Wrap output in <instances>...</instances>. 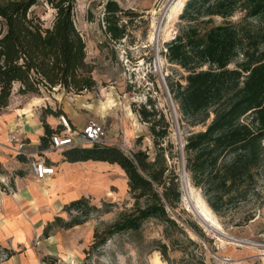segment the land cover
Listing matches in <instances>:
<instances>
[{"label": "trees", "instance_id": "16d2710c", "mask_svg": "<svg viewBox=\"0 0 264 264\" xmlns=\"http://www.w3.org/2000/svg\"><path fill=\"white\" fill-rule=\"evenodd\" d=\"M41 3L54 10L50 24L35 10ZM76 3L0 0V115L16 88L22 95L61 89L80 95L97 87L95 67L87 60V41L76 24ZM238 11L243 17L233 22L230 18ZM143 16L118 0H106L101 29L108 40L134 43L137 36L133 32L137 22L144 21ZM216 17L223 21L217 23ZM87 19L96 20L91 7ZM178 26L177 35L165 44L164 55L187 75L184 82L171 83L169 90L183 120L191 126H205L186 137V168L211 208L220 213L223 203L232 202L250 188L264 164V0H187ZM132 107L149 124L156 147L153 159L145 151L129 155L108 144L69 147L63 152L70 162L97 160L120 165L134 199L133 206L104 230H94V240L85 250L87 258L112 235L138 231L150 218L159 219L167 232L172 228L198 245L169 211L177 208L183 197L179 173L168 161L163 145L171 132V121L152 96ZM62 112L49 107L43 116ZM44 127L42 146H47L54 129L45 120ZM99 209L90 204L89 197L72 200L63 208L69 217L57 215L46 225L44 236H51L58 228L83 224ZM190 226L207 238L197 223ZM174 242V247L188 254L178 239ZM157 244L162 257L171 261L170 245ZM199 263L208 264L204 259Z\"/></svg>", "mask_w": 264, "mask_h": 264}, {"label": "rangeland", "instance_id": "374dc122", "mask_svg": "<svg viewBox=\"0 0 264 264\" xmlns=\"http://www.w3.org/2000/svg\"><path fill=\"white\" fill-rule=\"evenodd\" d=\"M118 1L125 8H135L144 13V21L137 22L138 27L133 32L137 36L135 42L130 43L129 39L120 43L108 40L100 24L106 0H77L76 24L87 41V60L95 67L94 76L98 85L94 90L80 94L81 96L65 89L43 91L41 96L61 101L73 111L75 118L82 119L84 123H104L108 130V145L119 146L129 155L142 150L153 159L156 147L149 124L142 121L132 107L133 103L139 106L152 96L171 121V132L163 140V145L167 149L168 161L179 173L183 193L181 204L175 209L169 208V211L186 228L188 237L198 245L172 228L167 232L159 219L150 218L138 231L112 235L98 249L92 250L87 258L84 249L90 248L94 230H104L123 210L133 206L134 199L129 191L128 178L119 167L107 171L111 180L105 193L89 197L90 204L100 209L93 211L85 223L72 229H58L54 232V237L44 238L43 231L40 232L38 228L48 221H39L35 216L30 221L31 224H28L23 244H13L12 238L0 243V264H40L45 260L59 262L58 264H200L201 259L208 264H264V164L250 188L232 202L223 203L220 213L211 208L202 190L193 184L186 168V137L190 131L202 130L205 126L189 125L183 120L174 100V105L172 104L169 86L179 80L184 82L187 72L179 65L169 62L164 55L166 42L178 33L179 15L184 7L179 14L169 18L177 0ZM89 7L96 16L93 22L87 19ZM35 10L47 24L51 23L54 18L53 9L41 3ZM242 17L243 12L238 11L230 20L238 22ZM215 19L217 23L223 21L222 17ZM20 95L16 93V97ZM130 129L133 130L132 133ZM19 171L22 170L8 173L9 187L4 186L0 180V226L4 222L2 215L5 216L3 203L6 195L11 198L16 196L17 189L13 179ZM183 173L185 179L181 177ZM186 180L187 186L192 187L189 188L188 195L184 185ZM196 204L206 205L210 209L228 238L215 233L203 222L194 210ZM21 208L28 219L36 215V212L29 209L26 200ZM54 209L55 207L51 208L52 213L55 212ZM57 214L69 217L66 212L59 211ZM191 223H197L207 238L196 233L191 228ZM175 239H178V245H182L188 254L173 246V243L177 245ZM158 241L170 245L171 261L165 260L156 249Z\"/></svg>", "mask_w": 264, "mask_h": 264}, {"label": "crops", "instance_id": "0c3cea01", "mask_svg": "<svg viewBox=\"0 0 264 264\" xmlns=\"http://www.w3.org/2000/svg\"><path fill=\"white\" fill-rule=\"evenodd\" d=\"M16 90L17 88L14 90L9 106L0 115V180L3 184L4 182L8 184L10 171L17 169L22 171L16 173L13 179V184L17 189L15 190L16 196L11 198L6 195L7 198L4 199L5 216L2 215L4 222L0 226V243L12 238L13 244L21 245L26 240L28 224L35 219V216L39 221L51 222L57 215L63 216L57 212H65L64 206L72 200L82 196L91 197L105 193L108 182L111 180L107 171L119 168L120 165L97 160L70 162L65 160L63 154L65 149H52L50 139L47 146H42V137L45 135L44 120L54 129V132L60 128L58 114L43 116L45 108L50 107L55 111L58 108L62 109V113L69 117L75 129L83 128L88 121L84 123L82 119L75 118L73 111L59 100L31 93L16 97ZM129 131L133 132L132 129ZM12 134L18 138H24L26 140L25 149L32 154L31 157L55 167V173L44 179H38L30 167L31 157L17 155L13 150L14 144L10 142ZM24 200L30 206L29 209L36 212L31 219L25 217L22 211L21 206ZM52 207H55L53 213L51 212ZM46 225L41 224L38 228L40 232L43 231V236ZM80 225L82 224L72 228ZM54 232L51 236H44V238L54 237ZM45 261L52 262L51 260Z\"/></svg>", "mask_w": 264, "mask_h": 264}, {"label": "built area", "instance_id": "2783aa9c", "mask_svg": "<svg viewBox=\"0 0 264 264\" xmlns=\"http://www.w3.org/2000/svg\"><path fill=\"white\" fill-rule=\"evenodd\" d=\"M58 123L60 128L52 133L50 139L51 147L54 150H60L66 147H88L94 144H107L108 130L104 123L89 121L83 128L75 129L65 113L58 115ZM10 142L14 144L13 150L17 155L32 156L25 149L26 140L24 138H18L12 134L10 136ZM30 167L38 179H44L55 173V167L46 165V163L34 157H31ZM4 184L5 186H9L6 182ZM58 263L43 261L41 264Z\"/></svg>", "mask_w": 264, "mask_h": 264}, {"label": "bare ground", "instance_id": "6f19581e", "mask_svg": "<svg viewBox=\"0 0 264 264\" xmlns=\"http://www.w3.org/2000/svg\"><path fill=\"white\" fill-rule=\"evenodd\" d=\"M185 0H177L174 4V9L173 11L170 13L169 18L174 17L175 15L179 14L180 11L182 10V8L184 7ZM184 185L186 186L187 191V195L189 194V188L192 189L191 185H188V180H186V182H184ZM191 193V192H190ZM189 198V197H188ZM197 205V204H196ZM201 218L203 219V221L210 225L214 230H216L217 232L222 233V229L220 224L217 222V220L215 219V217L213 216V214L211 213L210 209L208 207H206V205L202 206L201 208Z\"/></svg>", "mask_w": 264, "mask_h": 264}, {"label": "water", "instance_id": "95a60500", "mask_svg": "<svg viewBox=\"0 0 264 264\" xmlns=\"http://www.w3.org/2000/svg\"><path fill=\"white\" fill-rule=\"evenodd\" d=\"M168 93H169V96H170V99H171V101H172V104L174 105V103H173V98H172V95H171V93H170V90L168 89ZM181 177H182V179H185L186 178V176H185V174L183 173L182 175H181ZM201 208H202V205L201 206H199V205H194V210L197 212V214L199 215V217L201 218ZM202 219V218H201ZM203 220V219H202ZM204 222V221H203ZM205 223V222H204ZM206 224V223H205ZM207 226H209L215 233H217V234H220L222 237H225V238H228V235L224 232V231H222V233H220V232H217L216 230H214L210 225H208V224H206Z\"/></svg>", "mask_w": 264, "mask_h": 264}]
</instances>
